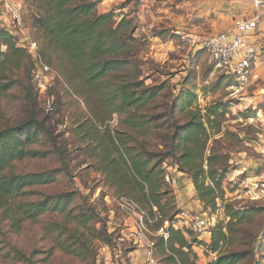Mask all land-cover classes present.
Returning a JSON list of instances; mask_svg holds the SVG:
<instances>
[{
  "label": "rangeland",
  "instance_id": "rangeland-1",
  "mask_svg": "<svg viewBox=\"0 0 264 264\" xmlns=\"http://www.w3.org/2000/svg\"><path fill=\"white\" fill-rule=\"evenodd\" d=\"M94 1L98 15L111 13L116 24L125 18L135 26L129 64L110 73V88L98 92L73 76L62 55L44 42L34 22L33 0H20L22 32L7 26L0 5V30L25 51L15 67L0 56V132L30 118L44 127L38 143L28 148L37 156L15 161L5 173L56 171L52 182L33 185L21 196L0 195V264H141L135 260L144 259V251L129 244L135 224L118 208L120 197L136 201L151 219L147 239L156 264H170L166 258L172 254L156 245L157 230L170 217L183 214L187 225L193 216L207 213L216 226H226L229 208L248 216L232 225L229 242L216 253L209 249L214 229L200 239L183 229L190 261L208 264L221 254L253 249L255 261L264 264V190L258 186L264 172V54L257 65L259 82L240 87L204 49L206 38L216 33L217 17L203 13L205 0ZM25 32L48 72L22 44ZM4 51L0 47V54ZM127 82L137 83L131 91H144L147 101L119 114L112 93ZM189 123L202 127L175 136L176 126L184 129ZM124 148L149 156L151 166L162 157L159 211L118 182L125 170ZM208 172H215L216 180L204 179V184L220 182V189L215 202L204 206L191 175L200 174L202 180ZM166 175L175 186L166 183ZM52 197L68 202L62 212L53 211V200L38 217L25 214L30 205ZM257 237L263 243L258 249Z\"/></svg>",
  "mask_w": 264,
  "mask_h": 264
},
{
  "label": "trees",
  "instance_id": "trees-1",
  "mask_svg": "<svg viewBox=\"0 0 264 264\" xmlns=\"http://www.w3.org/2000/svg\"><path fill=\"white\" fill-rule=\"evenodd\" d=\"M97 2L94 0H33V3L37 4V7L34 8L37 12L34 15V22L44 42L62 55L73 76L98 92L100 89L104 91L110 88L108 86L110 73L120 71L124 65L129 64L130 44L135 42L132 35L135 26L131 27V21L125 18L116 24L111 13L98 15L96 13ZM0 47L5 49L0 54L5 58V62L7 61L13 67L18 66L19 56L25 51L16 46L13 37L5 30H0ZM2 64L0 63V66ZM101 84H103V88ZM138 86L137 83L130 82L117 85V90L112 93L113 97H116L114 98L116 112L125 114L133 110L132 108L135 106L147 101L144 91L140 95L131 91ZM171 126L173 127V123ZM192 126L201 129L202 124L191 125L189 123L184 129L176 126L175 136L180 131L188 130ZM43 131V124L30 118L18 126L8 127L0 132L1 196H21L29 187L48 184L55 179L56 171L27 175L5 173V170L15 161L37 156V152L30 151L28 148L38 143ZM130 151V149L124 148L127 157L122 156L121 160L125 170L118 182H122L123 188H129L130 194L140 195L142 202L152 203V206L159 211L162 197L159 184L163 174V171L160 170L162 157L155 165L151 166L149 156L130 153ZM169 154L173 155L172 149ZM186 157L187 155L183 156V158ZM119 171L118 168L115 169L114 174H119ZM199 175H191L192 183L199 200L204 206H208L217 199L215 190L220 189V182L216 183V187L206 186L204 179L213 182L216 180L217 174L208 172L207 177H203L202 180H199ZM53 200L57 201L52 207L56 212H62L68 204L62 197L46 198L41 203L30 205L25 214L28 218H36L51 208L50 201ZM246 216L248 213L244 211H235L229 208L227 214L230 219L229 223L226 226L217 225L214 228L209 246L210 251L216 253L226 245L229 242L228 234L232 231V225L240 223ZM171 220L172 217L168 221ZM257 240L258 237L254 240V245H257L255 248L263 247V243H259ZM105 241L107 240L104 238L103 242ZM156 245L163 251L169 250L172 254L166 258L170 264H195L188 257L191 253L187 239L179 231L170 230L168 240L159 239V243ZM185 249L187 252L184 251ZM248 258L253 260V264H261L260 261H255L253 249L221 254L214 262L208 264H241Z\"/></svg>",
  "mask_w": 264,
  "mask_h": 264
},
{
  "label": "built area",
  "instance_id": "built-area-1",
  "mask_svg": "<svg viewBox=\"0 0 264 264\" xmlns=\"http://www.w3.org/2000/svg\"><path fill=\"white\" fill-rule=\"evenodd\" d=\"M251 4L253 12L250 18L237 20L231 30L211 35L204 42V49L210 61L240 87L259 82L260 75L257 71V65L261 55L264 54V36L259 38L255 36L261 21L260 11L264 9V1L251 0ZM0 5L6 17L4 22H6L7 26L18 29L21 32L24 31L21 21L22 4L20 0H0ZM22 44H26V50L37 62L41 71L43 73L48 72L49 69L42 63L36 44L31 41L26 32ZM164 178L168 185H176V181L168 175ZM261 180L258 186L264 190V172L261 175ZM117 206L125 219H130L135 224L134 231L130 233V238L128 239L129 244H132L135 249L144 251L143 264H156L153 244L147 239V225L152 222L151 219L134 200L128 197H120L117 200ZM183 221V214H178L171 221H165L157 230L158 237L163 241H167L170 230L185 234L183 229L186 228V231L200 239L204 235L210 236L216 226L215 217L207 216V213L193 216L187 225H183Z\"/></svg>",
  "mask_w": 264,
  "mask_h": 264
},
{
  "label": "crops",
  "instance_id": "crops-1",
  "mask_svg": "<svg viewBox=\"0 0 264 264\" xmlns=\"http://www.w3.org/2000/svg\"><path fill=\"white\" fill-rule=\"evenodd\" d=\"M251 0H205L203 2V13L214 12L217 14L215 27L213 30H216L215 34L227 32L232 29L234 23L241 18H250L252 16V4ZM264 1V0H261ZM261 28L258 30L257 38L264 36V9H261ZM214 35V34H212ZM211 36V35H210ZM138 255L141 253L136 252ZM130 252V256H132ZM142 256V255H141ZM143 256L135 260L143 264ZM131 264V261L130 263Z\"/></svg>",
  "mask_w": 264,
  "mask_h": 264
}]
</instances>
